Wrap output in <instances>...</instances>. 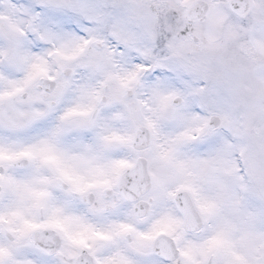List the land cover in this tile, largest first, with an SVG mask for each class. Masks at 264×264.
Masks as SVG:
<instances>
[{"label": "snow or ice", "instance_id": "1", "mask_svg": "<svg viewBox=\"0 0 264 264\" xmlns=\"http://www.w3.org/2000/svg\"><path fill=\"white\" fill-rule=\"evenodd\" d=\"M0 264H264V0H0Z\"/></svg>", "mask_w": 264, "mask_h": 264}]
</instances>
